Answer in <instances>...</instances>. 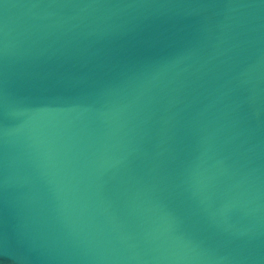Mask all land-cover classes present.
I'll list each match as a JSON object with an SVG mask.
<instances>
[{"label": "water", "instance_id": "95a60500", "mask_svg": "<svg viewBox=\"0 0 264 264\" xmlns=\"http://www.w3.org/2000/svg\"><path fill=\"white\" fill-rule=\"evenodd\" d=\"M0 264H264V0H0Z\"/></svg>", "mask_w": 264, "mask_h": 264}]
</instances>
